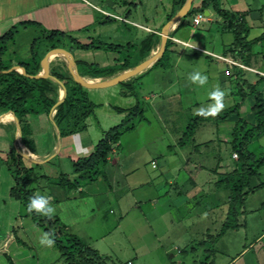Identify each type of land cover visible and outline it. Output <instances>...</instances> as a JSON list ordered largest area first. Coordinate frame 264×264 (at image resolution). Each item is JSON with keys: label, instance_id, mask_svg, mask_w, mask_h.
<instances>
[{"label": "rangeland", "instance_id": "obj_1", "mask_svg": "<svg viewBox=\"0 0 264 264\" xmlns=\"http://www.w3.org/2000/svg\"><path fill=\"white\" fill-rule=\"evenodd\" d=\"M254 1L255 2L252 3V8L258 9L260 10L259 12L264 13V0ZM197 4L198 0H196L195 6ZM190 18L191 17H189L187 21H189ZM256 26H259V22L256 23ZM132 29L135 33L132 35L127 33L124 34V39H119L118 35H113L114 38L112 41H110V38L106 39L110 42H120L123 44H127L129 39V42L139 43L150 34L137 27ZM98 30L99 28L93 26L86 31L90 33L85 35H87V37H98V34L95 35V32ZM262 32L263 31L254 28L251 32V37L254 38L259 36L258 38L261 37L262 39L264 38V33ZM43 33V28L38 26L21 28L20 32L17 34L16 41L14 43H9L10 54L6 58L11 57L14 62H16V60L19 61L28 59L31 55L30 50L33 40L43 35ZM228 34L229 33H226L225 36L230 38ZM227 38L225 41L228 40ZM173 39L180 43L182 41L176 37ZM260 41L263 45L259 49L261 50L260 59L263 64L262 66H256V68L264 70V39ZM223 42V35L218 33L211 34L210 38L205 40V43H215V45L219 48L223 46ZM227 42L228 41H226V43ZM42 44L43 43H40L39 45L40 52L42 55H46L49 49H46L44 46L45 44ZM67 45L68 43L64 44V46ZM159 46L160 40L158 43V47ZM158 47H156L157 50ZM232 48L235 50V45H233ZM98 53H101L102 57L98 56L100 54L93 52L98 62L108 61V63L103 65L95 64L96 67L99 66L100 68L112 65V61L115 57H120L123 60V58L128 55V51L126 50L121 52L102 50L101 52L98 51ZM130 53L134 56L132 60L133 63L139 64L143 61L140 60L138 54H132L134 53L133 50L129 51V54ZM213 60L215 59L213 58ZM228 61L231 65L233 64L237 66L235 67L237 68V71L231 69L233 73L235 72L233 78L236 79V73L239 72L238 69L243 70V72H249V70H244L246 68H243L238 64H234L232 60ZM196 62H198L197 65L198 67H201L202 70L203 67L201 66V61L196 60ZM55 63L56 65L58 64L57 62H54L53 64ZM223 63L229 65L226 62ZM170 66L171 61L167 58L159 65L155 66L153 70H151L150 74L144 76V82L139 81L142 77L131 79L133 80L131 82L134 86L133 91H135L137 96H134L131 90L126 95L123 91L124 87L122 84L110 86L105 89L85 88L88 98L96 106L94 111L86 120V122L90 125L89 128L91 133H89V136L87 137L88 128H86L83 131L80 130L78 132L62 136V139L65 138L66 144L69 139L71 142V144L66 145V149H64L62 154H60L62 155L60 156L62 158V166L56 164L59 159L56 157L50 162L38 166L32 176L33 179L30 187L35 188L39 194L45 197H50L49 203L55 208L54 215H59V212L64 210L69 211L66 212L68 213V216H66L67 219H76L79 216L80 223L73 224L72 227L70 226L69 232L82 235V238L89 242L88 244L91 243V246L94 249L99 248L101 252L105 254L102 255L107 257V264H129L133 263V260H135V264H263L264 253L261 255L259 250L264 244V239H256L262 233L264 234V184L262 188L254 190L246 197L243 206V213L238 218V223H240L241 226L237 229L230 228L221 234L224 223L228 217L227 214L230 203V191L227 189L228 193L226 194L222 192L220 188L227 185L223 181L220 182V180L224 179L227 174L236 169L239 171L242 170L244 164L239 161L240 155L233 151V138H231V142H229V151L226 152V155H229L230 158L226 159L222 165H220V162L217 164L215 158L212 157L215 154H213L212 150H215L216 146L213 144L209 145L208 143H211V139L213 140L218 138L217 129H219V127L216 123L221 122V120H217L216 116L204 117L198 114L201 108H208L210 104L214 103L208 94L217 87L224 92L222 101L224 107L220 111L221 113L241 102L246 103L249 106L255 104V96L250 92V85L246 84L247 86H243L242 84V87L236 86L239 95V100L236 102L235 98L232 97V94H229V90L225 89L226 84L224 81H221V77H219L217 71L211 72L210 70L211 73L207 76V83L201 87H197L199 94L203 93L207 96V98H204L203 96V100L206 102L204 106L202 105L191 110L193 107L197 106L196 101L199 97L196 94L195 89H193V94L191 96L189 95V97H185L184 95L183 97L177 99L171 97L170 95L165 96V94H163L162 96L164 97H162L161 102L150 101L149 97L152 92L155 91V86L153 85L155 82L158 83V87H156L157 89L155 92H160V90H164V87L167 86V82L170 79L180 77L177 72H170ZM221 68L224 69L223 64H221ZM167 69L170 72L168 74H166ZM80 71L82 73L85 72L84 76L88 78L93 77L87 74L83 67H80ZM178 73L184 74L182 70L178 71ZM194 73L196 72H193L192 74ZM258 75L259 74L253 73V71L248 74L249 77H258ZM110 77L106 76L105 79ZM210 83L214 85L211 87L215 88L208 87ZM151 85L152 87L154 86V89H151ZM197 85L199 84L197 83ZM203 88L204 90H202ZM58 90L60 92V86ZM177 101H180V103L178 104ZM198 102L201 103L204 101ZM173 103H175V105ZM137 104L141 107L144 113H139L135 118H133V128L126 129L122 132L119 142L113 145V150H115V152L113 150L111 152V154L113 152H117L118 157H121L124 161H126L124 171L119 170L117 174H114L112 166L106 165L102 168V171H104L101 173L103 175H100L101 178L99 176L96 179L98 180L100 178L106 183V185H108V188L104 191L105 194L103 197L85 199L88 195L84 193L82 197H78L79 199L76 200H74L75 197L69 200L62 198L65 201H62L61 203L56 202V187L60 186L61 188H64L58 184V181L62 179L61 173L64 172L69 174V172L74 171L73 162L80 157L88 156L95 150L96 145L103 137V130H109L127 117V112L126 115L125 112L120 113L115 109V107L129 109L135 107ZM154 105H156V107ZM241 107L242 106H240L239 112L236 114L237 119L241 115ZM0 113L2 114L5 112L0 111ZM43 115L45 116L42 118H39V116H30L31 127L33 125L32 123L35 122H38L37 124L39 126L42 122L48 124V116L46 114ZM248 123L250 128L253 123ZM98 132L101 134V138L97 137ZM261 134L255 136L247 145V151L253 153L257 157L264 155V135L261 136ZM186 136H189V139L185 143V150L189 153H195V149H200L202 157H200L199 160H202L203 165H211L212 168L216 167L213 168V170L221 174V179H219V182L217 180V183H215L216 186L218 183L222 186L219 188L220 190L217 189L220 191V202L217 204L220 209L216 212H212L211 209H213V204L217 202V197H215L216 188L210 190L211 186L214 184L205 183L206 185H209V187L205 186V190H202L203 192H200L195 200L183 203V216L181 223H174L177 228L174 230V236H172L173 239H167L165 236L158 238L155 235V232L163 234L166 231L163 225H156L160 220L158 215L162 214L164 207L161 204H157L153 212L150 203H147L144 198L140 199L141 201L138 202V200L135 199V196H140L137 192L138 184L135 187L131 184L134 183V180L140 179L135 177L133 174L131 175L133 177L131 180H129L128 176V179H126V173L130 174L134 172L135 169L137 170V168H140V172L145 171L146 174H150L151 178L157 176V179H154V183L163 184V179L166 178V175H158L166 172L171 173V171L177 169L176 167L180 163H173L170 161L169 155L174 152L175 147H178V141H182V139L186 140ZM45 141L46 142L42 143L44 146L49 143V140ZM66 153L67 155H65ZM232 154L233 156L231 157ZM26 160L29 161L28 159ZM153 160L157 161V168L152 166ZM29 164L33 165L31 163ZM6 165L7 164L0 162V170L6 169ZM197 165L201 164H194V169H196ZM201 169L202 166H200L198 170ZM189 170H192L191 166H189ZM9 172L10 171H8V173ZM199 172L201 178L203 179L202 182L206 179L210 180V183L215 180V176L211 174V170L208 171L206 169H202ZM43 174H46L48 177H42ZM70 177H72V175ZM114 178L119 183L115 182ZM255 179L252 184L254 186L264 182V167L260 169V175ZM96 180L92 182H96ZM113 181L117 183L119 187L116 186ZM188 181L189 180H187V184ZM110 185H112L115 193L111 192L112 188ZM95 186H97V184H95ZM186 188L188 187L186 186ZM207 188L209 189L206 190ZM66 190L68 191V189H65V193H67ZM121 199L123 202H121ZM125 204H127L126 208H128L127 212L129 214L126 217V213L124 211ZM136 204L141 205L140 209L135 207ZM203 207H205V209ZM26 211L27 210H24V212ZM140 211H144L145 214H139ZM175 211L176 210H174V214L171 216V219L178 215ZM121 221L122 226L116 227L118 222ZM155 228H158V231ZM115 229L117 230L114 231ZM45 232L46 231L43 228H40V231L38 232L39 236L42 237ZM99 234H105L107 237L104 240L98 241V238L100 237ZM218 235L220 236V239H218ZM35 240L37 242L39 238H35ZM251 243H253V245H250ZM29 244L32 246L31 248H29L30 246H28V243L26 247L21 245L22 249H25L26 251L28 250V252H26L27 255H32L29 258V262H26V264H41V262H38V255L41 254L39 246L41 245H39V242L36 243L35 246L31 245L30 242ZM0 254L5 258L3 262L1 261L2 264L11 263L3 253ZM14 259L15 263H20V260L18 261V257L14 256ZM129 259L131 260L129 261ZM21 264L25 263L21 262ZM54 264L68 263H66L63 258H60V260L58 262L55 261Z\"/></svg>", "mask_w": 264, "mask_h": 264}, {"label": "crops", "instance_id": "obj_2", "mask_svg": "<svg viewBox=\"0 0 264 264\" xmlns=\"http://www.w3.org/2000/svg\"><path fill=\"white\" fill-rule=\"evenodd\" d=\"M174 1L175 0H0V36L8 32L15 25H18L23 22L27 23V26H22V28H27L28 26H38L44 27L49 30H59L66 34L75 35L82 42L91 40V36L87 37V35L85 34L90 33L86 31L93 26L99 28V30L95 32V35L98 34V37L95 36L94 38H100L102 41L106 42L112 41V39L114 38L113 35H118L119 39H124V34H134L135 32L132 28L135 27L139 28L140 30H144L148 33L160 34L162 27L168 22L169 14L172 12L177 13L180 10V7L174 5ZM194 2H196V0ZM200 2L201 0H198L197 6L200 4ZM254 2V0H219L220 8L237 13L241 17H245L251 27L250 34L248 36L249 40L259 37H251V32L254 30V28L263 31L262 33H264V13L259 12L260 10L258 9L252 8V3ZM199 14L200 13H198L197 15ZM203 14L205 15V19L200 24H194L195 16L191 17L189 21H187L185 17L172 31L170 38L172 43L170 44L169 51L167 54L168 59L171 61V66L169 69L171 70L170 72H177L180 77L170 79L167 82V86L164 87V90H160V92H155L157 89L156 87H158V83L155 82V84H153L155 86V91L152 92L150 97L147 96L150 98V101L161 102L162 97H164L162 96L163 94H165V96L170 95L171 97L177 99L183 97L184 95L185 97H189V95L191 96L193 94V89H195L196 94L199 97L196 101L197 106L193 107L191 110L198 108L202 105L204 106L206 102L203 99L207 98V96L203 93L199 94V90H197V87H201V85H197V83H193L190 80V75L193 72H199L205 76H209L211 72L217 71L219 77H221V81H224V83L226 84L225 89L229 90V94H232V97L235 98L236 102H238L239 100V95L236 86L242 87V84L243 86H247L246 84H256L258 90L264 94V70L256 68V66H262L263 64L260 59L261 50H259L260 47L263 46L261 44V41L256 43L252 47L251 55L250 53L244 51L240 46L235 47L236 49L232 50L234 34L224 29V18L216 12L213 6H210L209 9L205 10ZM258 22L259 26H256V23ZM180 24L182 25L178 30H176ZM217 33L223 35L224 42L221 48L215 45V43H205V40L210 38L211 34ZM226 33H229L228 36L230 38H227V36H225ZM174 37L180 39V41L182 40L181 43L175 41L173 39ZM106 38H110V41H108ZM226 38L228 39L226 40L228 41L227 43L225 41ZM263 39L264 38H262V40ZM129 40L127 42H129ZM64 49L69 50L74 55L77 63L78 61L94 62L99 65L108 63V61H97V58L93 54V52L100 54L98 56L102 57V54L98 53V51L100 50L84 51L72 48L70 44L67 46V48ZM52 50L54 49L49 50L48 53ZM240 53H242V55ZM213 58L215 60H213ZM227 59L244 64L246 67H248L244 70H249V72L253 71V73L259 74L258 77H249V72H243V70L238 69L239 72L236 73L237 75L235 74L236 79L233 78L235 72L233 73L231 69L237 71V68H235L237 66L233 64L231 65ZM196 60L201 61V66L203 67L202 70L201 67H198V62H196ZM114 61L115 60L113 59L112 64L115 63ZM16 62H13V64L18 65V63ZM54 62L66 63L64 59L54 58L53 61H51L50 69H52V67L56 65V63L53 64ZM223 62H226L229 65H226ZM221 64H223L224 69L221 68ZM78 66L80 69L81 66L79 65V63ZM151 70H153V67L150 68L147 72L143 73L140 76L142 78L139 79V81L144 82V76L150 74ZM180 70H182L184 74H179L178 71ZM170 72L168 69L166 70V74ZM105 77L106 76L86 78L96 81L100 79L103 80L105 79ZM230 84H232L233 87ZM211 86L214 85L210 83L208 87L215 88ZM153 87L151 85V89ZM202 90H204V88ZM198 101L204 102L199 103ZM177 102L178 104L180 103V101ZM173 104L175 105V103ZM154 106L156 107V105ZM241 106L242 107L240 109V117L246 119L248 122H252L253 125H255L257 123V120L255 119L254 112L252 110L254 104L249 106L246 103L241 102ZM3 114L4 113H0V115ZM43 116L45 115L41 114L39 115V118H42ZM47 116L49 122L48 124L42 122L39 126L37 124L38 122L32 123V130L37 150L36 152H33L30 148L29 150L36 155L35 158L40 160L45 159L57 149L58 130L53 122V116L55 115L52 116L51 114H49ZM236 121L237 115L235 114L228 120L216 123L219 127V129H217L218 138L213 140L210 138L211 143L208 144H213L216 146L215 150H212L213 154H215L214 156H211L215 158L217 164H219L220 162V165H222L226 159L230 158L229 155H226V152L229 151V142H231L232 130L235 126ZM89 126L90 125L88 124L86 135L87 137L89 136V133H91ZM100 135L101 134H99L98 132L97 137L101 138ZM262 135L264 134H261V136ZM17 137L18 127L16 124V120L7 122L3 121L0 129V156L2 158H7V154L9 153L12 147L16 149ZM45 140H49V143L48 145L44 146L42 143L46 142ZM69 144H71L70 139L66 144L65 138H63L62 147L60 151L57 153V155L53 157L59 158L58 162L56 163L59 166H62V158L60 157L62 155L60 154H62V151L66 149V145ZM113 151L115 152V150ZM113 153L110 154L108 162L103 165L102 168H104L106 165H111L114 174H117L119 170L124 171L126 161H124L121 157H118L117 152L114 153L115 155ZM65 155H67V153ZM232 156L233 154L231 155V157ZM169 157L170 161H172L173 163L180 164L176 167L177 169H174V171H171V173L166 172L160 173L158 175H166V178L163 179V184L154 183V179H157V176L151 178L150 174H146L145 171V173L140 172V168H137V170L135 169V171L130 174H127L126 172L125 173L126 179H128V176L129 180H131L133 178L131 176L132 174L140 179L134 180V183L131 184L134 187L138 184L137 192L140 194V196H135V199H137L138 202L141 201L140 199L144 198L147 203H150L153 212L157 204H161L164 207L162 214L158 215L160 217V220L157 222L156 225H163L166 231L163 234H160V232H155V235L158 238H160L161 236H165V238L167 239H173L172 236H174V230L177 228L174 223H181V219L183 216V203H185L186 201L195 200L196 197L200 194V192H203L202 190H205V186L209 187V185H206L205 183L214 184L211 186L210 190L216 188L215 197H217V202L213 204V209L211 210L212 212H216L218 209H220L219 205H217L220 202L219 190L221 189L222 192L226 194L228 193V188H226V186L220 188L222 186H220L219 183L216 186L215 183H217V180L219 182V179H221V174L213 170V168L216 167L212 168L211 165H203L202 160H199V158L202 157V154H200V149H195V153H189L185 150V145H182L180 140L178 141V147H175L174 152L170 153ZM52 159H50L48 162H50ZM29 163L34 164L31 161H27L26 164L30 166ZM199 163L201 165H197L196 169H194V164ZM156 166L158 167L157 161ZM156 166L154 168H157ZM189 166H191L192 170H189ZM200 166H202V169H206L208 171L211 170V174L215 176V180L213 182L210 183V180L207 179L202 182L203 179L199 174V171H201L202 169L198 170ZM8 171L9 169L7 165L6 169L0 170V253H3L6 258L10 260V264H21V262L26 264V262H29V258L32 255H27L26 252H28V250L26 251L25 249H22L21 245L26 247L28 243V246H30V242L31 245L35 246V244L38 243L41 238L38 233L41 227L37 226L32 220V218L27 215V211L24 212V210H26L24 203L20 199H17L12 196L11 190L15 186L16 182L14 177L11 175L10 172L8 173ZM69 174L73 177L74 171L69 172ZM102 175L103 174H101V176ZM42 177L48 176L46 174H43ZM99 179L96 180V182H84V184L79 189H74L72 191L66 190L67 193H65L66 188H61L60 186H57L56 202L61 203L62 201L69 200L74 197V200H76L79 199L78 197H82L84 193L88 195L87 197H85V199L103 197V195L105 194L104 191L108 188V185H106V183L103 182L102 179ZM187 180H189L188 184ZM114 181L119 183L115 178ZM114 181L113 183L119 187V185H117V183H115ZM95 184H97V186H95ZM186 186L188 188H186ZM110 187L112 188V185H110ZM208 189L209 188H207L206 190ZM111 192L115 193L113 188L111 189ZM35 193L39 194L37 190L35 191ZM62 198L65 200H63ZM121 202H123L122 199ZM126 206L127 204H125L124 206V211L126 213L125 217L129 215L127 212L128 208H126ZM135 207L140 209L141 205L136 204ZM203 208L205 209V207ZM174 210H176L175 213H178V215L174 216L173 219H171V216L174 214ZM66 212L69 211L61 210L58 216L65 223L67 229L69 230V227H72L73 224L80 223V217L78 216V218L76 219H67L66 216H68V213ZM139 214L144 215L145 213L144 211H140ZM121 226L122 221L118 222L116 227ZM155 229L158 231V228ZM116 230L117 229H115L114 231ZM74 234L79 235L81 238L83 237L78 233ZM99 235L100 237L98 238V241L104 240L107 237V235L105 234ZM263 235L264 234L262 233L256 240H259L260 238L264 239ZM35 238H39V240L36 242ZM218 239H220L219 235ZM83 240L86 243H89L85 239ZM89 245L91 246V243ZM250 245H253V243H251ZM31 247L32 246H30L29 248ZM97 249L100 251L101 254H104L99 248ZM40 250L41 254L38 255V262H41V264H54V262H58L60 258L64 259L60 251L54 245L52 247L41 245L39 246V251ZM263 250L264 244L259 250V252H261V255L262 253H264ZM2 256L3 255L0 256V264H2L5 259L4 256ZM14 256L19 258L18 261L20 260V263H15ZM130 260L131 259H129V261ZM133 264H135V260H133Z\"/></svg>", "mask_w": 264, "mask_h": 264}, {"label": "trees", "instance_id": "obj_3", "mask_svg": "<svg viewBox=\"0 0 264 264\" xmlns=\"http://www.w3.org/2000/svg\"><path fill=\"white\" fill-rule=\"evenodd\" d=\"M186 0H175L174 5L182 7ZM213 6L216 12L224 18V29L234 34L233 45L235 47H242V49L251 55L252 47L261 39H248L251 27L245 17L239 14L230 12L220 8L219 0H201L200 4L195 6V2L186 16H196L198 13H204L205 10ZM175 15L170 13L168 20ZM27 23L23 22L12 27L8 32L0 36V72L8 70L13 66V58H6L10 54L9 43L16 41L17 34L20 32L22 26L26 27ZM178 26L176 30L180 28ZM41 26V25H40ZM43 35L35 38L31 46V55L26 60L17 61L18 65L22 66L29 74H37L41 71V60L44 57L40 52V43H43L46 49L67 48L70 44L72 48L90 51V50H105V51H128L123 60L120 57L114 58V64L109 67H96V63L87 61H78L79 65L83 67L87 74L93 77L112 76L121 70H127L136 65L132 62L133 57L129 51H134L138 54L140 60L146 59L152 52L154 46L159 43L161 35L158 33H150L140 43L135 44L128 42L127 44L119 42H106L100 38L91 37L90 41L82 42L78 37L71 34H66L59 30H49L44 27ZM68 43L67 46H64ZM171 39L168 40L167 49L164 56L157 61L153 68L159 65L164 59L168 57V51ZM50 45V46H49ZM49 46V47H48ZM234 50V48H232ZM48 52V51H47ZM243 52V51H242ZM242 55V53H240ZM164 63V62H163ZM99 65V64H97ZM80 70V69H79ZM81 72V71H80ZM51 73L61 79L68 88V94L65 101L57 108L54 116L62 136L85 130L87 128V118L95 109V104L88 98L85 87L78 84L72 77L66 63H58L53 66ZM82 73V72H81ZM84 73L82 75L84 76ZM142 75V74H141ZM133 78H140V76ZM131 78V79H133ZM130 79V80H131ZM126 81L121 83L124 87V93L127 95L130 90L134 96H137L134 90L133 83ZM59 84L48 78H33L23 73L13 70L0 74V111L14 112L21 121L23 130V142L33 152H36V142L34 140L33 130L30 125V116H39L41 114L49 115L53 106L60 97ZM250 92L255 96V104L253 106L254 117L257 120L255 125L249 128V123L239 117L235 122L232 130V148L233 151L240 155L239 161L244 164L242 170H234L226 175L220 182H225L226 188L230 191V203L228 208V217L224 223L221 231L223 234L228 229H237L241 226L238 223V218L243 213V206L246 197L254 190L262 188V184L256 186L252 185L253 180L260 175V169L264 167V155L255 156L253 153L247 151L248 143L257 135L264 133V94L258 90L257 85H250ZM241 103L234 107L219 112L216 115L217 120H228L239 112ZM120 113L127 112V117L119 124L104 130L103 137L96 145L95 150L88 156L80 157L73 162L74 176L61 173V180L58 184L62 187L72 191L79 189L84 182L95 181L103 172L102 167L108 162V158L113 150V145L118 143L122 132L126 129H132V120L139 113H144L138 104L129 109L115 107ZM11 121H14L10 115ZM186 140L182 139L181 144L185 145ZM0 162L7 164L9 171L15 179V186L11 190L12 196L20 199L27 210L30 199L35 196H43L35 193V188L30 187L32 176L35 169L41 164H33L28 166L26 158L17 153L14 147L11 148L4 159L0 156ZM256 180V179H255ZM27 215L32 218L35 224L43 228L46 232L52 234L55 243L54 246L60 251L68 264H107V257L102 255L98 250L92 248L79 235L69 232L65 223L58 215H53L51 218L43 215L29 212Z\"/></svg>", "mask_w": 264, "mask_h": 264}, {"label": "water", "instance_id": "obj_4", "mask_svg": "<svg viewBox=\"0 0 264 264\" xmlns=\"http://www.w3.org/2000/svg\"><path fill=\"white\" fill-rule=\"evenodd\" d=\"M194 1L195 0H186L185 3L183 4V6L180 8V10L177 13H175V15L173 17H171V19L168 20V22L163 26V28L160 32V35H161L160 46L158 47V50H156L155 53H153V51H152L151 54L146 59H144L142 62H140L139 64H136V65L132 66L131 68H129L127 70H123L117 74H114L110 78L103 79V80L100 79V80H96V81L86 78L80 72L78 63H77L74 55L69 50L64 49V48H57V49H54V50L50 51L49 53H47L41 60V67H42L41 71L35 75L29 74L28 72H26L24 70V68L20 65H13L8 70L1 71L0 74L10 72L13 70H17V71L23 73L24 75H27V76H30L33 78H48V79H51L52 81H54L55 83L59 84V86L62 90V93L60 94L58 101L56 102V104L53 106V108L51 110V115L53 116V114L55 115V113L57 112V108L65 101L67 94H68V88H67L66 84L61 79H59L58 77L54 76L51 73L50 64H51L52 59H54V58L64 59L66 64H67V68L69 69L73 79L78 84H80L81 86H83L87 89H102V88H107L110 86H115L117 84H121L123 82H126L127 80H130L133 77H137V76L147 72L150 68L153 67V65L157 61H159L164 56V53L167 49L168 40L170 39V35H171L172 31L189 14V12L193 6ZM9 112L14 115V118L16 120V124L18 127V137L16 139V141H17L16 142L17 153H19L24 158L28 159L29 161H31L35 164H43L45 162H48L55 155H57V153L60 151V149L62 147V134H61V130H60L55 119H53V122L56 125L57 130H58V132H57V136H58L57 149L51 155L46 157L45 159L40 160V159H37V158H35V157H33V156H31V155H29L23 151L22 146H21V144L24 143L22 141L21 121L14 112H12V111H9ZM2 123H3V119H2V115H0V129H1Z\"/></svg>", "mask_w": 264, "mask_h": 264}, {"label": "clouds", "instance_id": "obj_5", "mask_svg": "<svg viewBox=\"0 0 264 264\" xmlns=\"http://www.w3.org/2000/svg\"><path fill=\"white\" fill-rule=\"evenodd\" d=\"M171 38V35H170ZM190 80L193 83H198L203 86L207 83V76L202 75L199 72H196L190 76ZM209 97L213 104H210L208 108H201L198 112L199 115L204 117L208 116H216L224 107L223 104V96L224 92L218 87L209 92ZM56 114V113H55ZM50 197L45 196H35L30 199V202L27 206V210L29 212H35L36 214L47 216L51 218L55 214V208L49 203ZM40 245L52 247L55 243L52 238V234L49 232H45L43 236L39 240Z\"/></svg>", "mask_w": 264, "mask_h": 264}, {"label": "bare ground", "instance_id": "obj_6", "mask_svg": "<svg viewBox=\"0 0 264 264\" xmlns=\"http://www.w3.org/2000/svg\"><path fill=\"white\" fill-rule=\"evenodd\" d=\"M156 47H158V44H156V46H155V48L153 49V53H155L156 52V50H157V48ZM51 61H53V59L51 60ZM90 80H92V79H90ZM62 93V90H61V88H60V94ZM10 115H12V117H13V119L15 120V118H14V115L12 114V113H8V112H5L3 115H2V119H3V121H11V119H10ZM21 146H22V149H23V151L24 152H26L27 154H29V155H31V156H33V157H36V155L32 152V151H30L29 150V148L25 145V144H21Z\"/></svg>", "mask_w": 264, "mask_h": 264}, {"label": "built area", "instance_id": "obj_7", "mask_svg": "<svg viewBox=\"0 0 264 264\" xmlns=\"http://www.w3.org/2000/svg\"><path fill=\"white\" fill-rule=\"evenodd\" d=\"M205 19V15L204 14H202V13H200L199 15H196L195 17H194V24H200L203 20ZM233 63L234 64H238V65H240L241 67H243V68H248V67H246L244 64H241V63H237V62H234L233 61ZM236 155V154H235ZM153 166L155 167L156 166V161H153ZM129 264H133V263H129Z\"/></svg>", "mask_w": 264, "mask_h": 264}]
</instances>
